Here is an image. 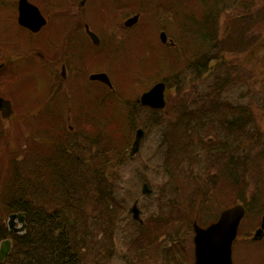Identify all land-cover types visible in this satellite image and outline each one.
<instances>
[{
    "label": "trees",
    "instance_id": "1",
    "mask_svg": "<svg viewBox=\"0 0 264 264\" xmlns=\"http://www.w3.org/2000/svg\"><path fill=\"white\" fill-rule=\"evenodd\" d=\"M196 1L202 6L199 16L187 9L182 13L173 10L180 28L175 50L160 41L140 44L141 55L157 46L170 50V55L166 51L168 56L155 59L159 63L158 73L165 69L169 73L159 75L156 80L166 82L168 90H175L168 98V105L173 103L174 118L165 127V120H161L164 111L142 106L141 96L130 107L152 113L147 129L154 125L165 127L161 142L166 145V167L162 170L171 184L169 190L168 181L161 187L157 199L147 196L148 206L142 210L146 218L144 225H139L133 216L139 232L132 243L139 254H148L155 247L157 258L171 264H193V223L197 215L200 217L211 206L213 188L204 189L203 173L198 171L202 159L217 155L211 166L220 167V181L230 189L235 183V172L240 183L239 174L249 171V156H237V150L249 139L248 128L255 118L248 112V105L228 99L231 90L242 80H238L236 69L226 62L225 52H238L243 46L248 49L253 45V56L257 57L264 50L262 34L257 35V22L253 21L254 1L251 4L242 0ZM104 9L111 14L108 5ZM229 9L234 12L227 29L221 33L220 18ZM8 83L9 80H4L1 85ZM95 100L63 107L73 110V131L67 126L66 116H60V130L44 134L42 141L30 138L29 145L10 158V175L0 179L7 186L0 189L3 191L0 208L5 210L0 209V241L12 238L14 245L0 264H105V248L114 242L113 226L117 225L127 201L119 196L120 187L113 184L117 176H108L107 170L121 168L126 163L131 139L126 142L125 132H134L137 124L129 120L122 125L118 120L123 98L117 88L101 86ZM56 108L62 107L56 104ZM46 122V126L55 125L52 119ZM105 125L109 134L104 131ZM210 137L213 140L207 141ZM235 150L233 158L231 153ZM219 175L213 176L212 184L217 183ZM178 180L190 185L191 191L178 188ZM184 196L189 197L188 203L182 202ZM244 196V188L237 184L232 197L243 199ZM15 212L27 215L29 227L23 234L14 233L5 224L7 216ZM130 213L133 214L131 209ZM218 216L211 220L201 216L199 222L206 226ZM100 233L111 240L100 241ZM156 243L158 246H154ZM168 244L175 245L174 255L170 254L173 249Z\"/></svg>",
    "mask_w": 264,
    "mask_h": 264
},
{
    "label": "rangeland",
    "instance_id": "2",
    "mask_svg": "<svg viewBox=\"0 0 264 264\" xmlns=\"http://www.w3.org/2000/svg\"><path fill=\"white\" fill-rule=\"evenodd\" d=\"M242 1L250 4L254 1L253 21L257 22L255 29H257V35L262 34L261 38L264 40V0ZM94 5L95 8H98L96 14H98L104 21H110L113 18L108 12V9H105V11H102V14H99L98 12L101 11L100 8H102V6L98 3H95ZM153 6H159L161 9L159 15L149 14V5H140L134 1L130 3L127 9H125L126 14H132V11L141 7L145 8L147 13H144L142 16L141 24L128 32V36L126 35L127 40L119 53L122 63L119 66L113 65V67H110L109 69L113 79L112 82L114 88L118 89L119 94L123 98V105H121V109L118 110V114H120L118 120L122 125L127 121L128 124L129 120L132 121V123L137 124L135 129L146 126L150 121L152 113L149 111L140 112L136 110L134 106L133 110H131L130 107H132L135 99L145 90L152 87L156 82L161 81V79L156 80L159 75L169 74L166 69L162 74L158 73L159 63L158 61L155 62V59L157 60L164 57V55L166 56V51H168V55H170V50L168 49H174V47L162 49L157 46L154 50H150L148 53L146 52L141 55V41H145L146 45L148 43H156L155 41L161 42L160 31L162 30L167 31L170 40L174 39L175 42L179 41L180 28L178 19L174 20L173 10H178L182 13L187 9L194 16H199L200 11L202 10V6L198 4L196 0H166V3L163 6H161V4H155ZM242 8H244V6ZM166 11L170 15V17H167L169 20L160 17L165 15ZM169 11L172 12V15ZM233 12L234 10L229 9L222 13L220 18L221 33L227 29L228 20ZM93 19L94 22H96L97 19ZM143 45L145 46V44ZM192 47H194V45ZM253 47L254 46L252 45V47L250 46L247 49L246 46H243L238 52H225L226 62L228 65H231L236 69L235 73L238 76V80H242L241 84H238L231 90L232 92L229 94L228 99H230L231 102H240L248 105L250 109L248 112L255 118V122L248 128L250 134L249 139L242 145L241 150H237V156L242 155L245 157V155H248L249 172L255 175L260 174L264 178V50H262L257 57H254V53L252 52ZM142 56L145 57L143 60H141ZM212 64H214V62ZM162 66L165 65L163 64ZM33 69L39 72L37 68ZM27 76L38 77V74H34V72L30 70L25 77L20 76L17 80H9L10 84L8 83L6 85V95L13 99L16 106L15 109L17 110L14 113L15 115L13 114L9 118H3L0 115V170H2L0 179L9 177L10 174L8 173V169L10 168V158L29 145L28 140L30 139V136L35 134L37 130H60V119L55 121L52 116H43L41 113H38V110L45 106L43 97L45 96L46 80H26ZM84 82L87 84L78 81L71 86V89L68 88V94H66L62 100H58V104L63 108L68 106L69 103H72V105L73 103L74 105H79V103L85 102L94 103L100 87H98V84L92 83L91 80H84ZM174 92L175 90H167L166 94L168 95V98L170 94L174 95ZM171 107H173V103H170L166 108L168 112L164 110L165 113H162L163 116L161 117V120H165V127L168 124V120L174 118L171 116ZM106 113H108V111ZM114 116L116 117L115 114ZM67 117L68 116L65 117L66 120ZM155 117L156 115L152 117V121ZM49 119H52L55 123L54 126H46V121ZM70 124H74L73 118L67 122V125ZM107 126L108 125H105L104 131L106 134H109L108 132L110 130ZM154 126L155 127L146 129L147 134L141 141V148L139 147V151L135 153H130L131 157L126 160V163L121 168H108L107 170L108 176H117V178L114 179L115 182H112L114 185L117 184L120 187L119 196L124 200L127 199V201L124 211L118 216L119 220L117 225L115 227L113 226L114 238L112 240H114V242L111 245L109 244L108 248H105L107 250L105 264H129V259L138 257V252L136 251L137 248H135L136 245L133 244L132 241L137 237L139 229L136 228L138 227L137 224L133 222V214L130 213V209L136 202L135 206L138 203L137 207H140L143 210V207L149 203V198H147V196L153 195V198L157 199L161 192V187L167 184V181L168 185L166 189L169 190L171 188L168 179L169 177L167 173L162 170V168L166 167V156L164 155L166 145L165 142H161V133L165 127L159 128L156 125ZM121 131H124L122 127ZM135 131L131 133L125 132V140L128 138L129 140L131 139V145L135 139ZM61 134L62 130L58 135L61 137ZM209 139L207 138V141H209ZM131 145L130 147H132ZM214 159H217V155H215L213 159L204 157L199 164L198 171L199 173H203L201 184L205 190H211L213 188V197L209 198L211 206L203 210V212L200 213V217L198 215V220L201 216H203L204 220H211V218L220 214L222 209L238 203V200L232 197L230 187L226 186L223 181L221 183V177L219 175L221 172L220 167L216 168L214 165L211 166V162ZM215 174L219 175V177L217 183L212 184L214 181L213 176ZM146 182L152 189V193L149 189V192L143 191V184ZM177 187L185 190L187 193L191 191V186L180 180L177 181ZM2 188L7 189V186L0 183V189L2 190ZM0 193L3 194V191ZM246 198H248V195ZM182 202L188 203L189 197L184 196ZM0 209L2 210V208ZM2 211L5 212V210ZM50 211L53 212L54 208H51ZM142 218L146 220L143 216ZM135 219L136 222L139 221L137 218ZM199 221H201V219ZM8 222L9 216H7L5 221L7 226ZM105 224L106 223H104V225ZM20 226H22V224L17 221L15 227ZM28 227L29 224L26 230H28ZM25 231H20V233ZM103 237L104 233H100V241L103 240L104 242H108L111 240V238ZM172 245L173 244H168L169 249L174 248L175 245ZM154 246H158V243ZM174 249L170 252L171 255L175 254ZM146 253L152 254L157 258V250L155 247L153 250L147 251ZM127 257L128 262L126 261ZM162 263L163 260L161 258L157 260V264ZM146 264H150V261H147Z\"/></svg>",
    "mask_w": 264,
    "mask_h": 264
},
{
    "label": "flooded vegetation",
    "instance_id": "3",
    "mask_svg": "<svg viewBox=\"0 0 264 264\" xmlns=\"http://www.w3.org/2000/svg\"><path fill=\"white\" fill-rule=\"evenodd\" d=\"M27 1L37 7L38 12L32 13L29 6L23 9L25 0H0V96L11 100L15 113L17 110L15 103L9 96L7 97V87L1 84L4 80L25 77L32 70L38 77L27 76L26 80H46L43 97L45 106L39 109L38 113L52 116L55 121L60 116H68L67 122L74 115L73 110L56 108L58 100H62L68 94V88L71 89L78 81L85 83L84 80H91L100 88L109 87L99 79H93V76L107 73L110 80H113L109 69L122 63L119 53L127 40L126 35L141 24L142 16L147 13V10L141 7L132 11V14H126L125 9L134 1L140 5H149V14L159 15L160 5L156 7L153 5L163 6L166 3V0ZM95 3L102 6L99 14L105 10V5L110 7L113 17L111 22L104 21L96 14L98 8H95ZM23 12H31L32 22L34 21L32 26L24 23V18H21ZM168 15L166 11L165 15L160 17L169 20ZM93 18L98 21L94 22ZM163 32L167 40L161 41V44L165 47H176L175 40H170L166 30L160 31V37ZM33 68H37L39 72ZM87 112L93 114L92 110ZM1 113L0 111V115ZM67 126L72 131L75 129L71 124ZM142 129L145 131L144 139L147 128L144 126ZM55 132L37 130V134L31 135L30 138L42 141L44 134ZM231 154L233 158L234 155L236 157V150ZM239 176L240 183L237 182L238 174L235 172L233 178L235 183L230 191L233 194L236 185H242L245 196L243 199L237 198L236 205H242L245 213L233 243V264H264V178L249 171L240 173ZM140 212L141 219L137 222L144 225L146 220L142 218L144 213L141 208ZM157 260L159 258L152 254L138 253V257L129 259V264H146L147 261H150V264H157ZM194 262L195 257L193 264ZM162 264L171 263L163 261Z\"/></svg>",
    "mask_w": 264,
    "mask_h": 264
},
{
    "label": "water",
    "instance_id": "4",
    "mask_svg": "<svg viewBox=\"0 0 264 264\" xmlns=\"http://www.w3.org/2000/svg\"><path fill=\"white\" fill-rule=\"evenodd\" d=\"M31 7V12H38L37 7L33 6L25 0L22 6ZM33 8V9H32ZM31 12H23L21 18H24V23L32 26ZM162 40H167L166 34H161ZM93 79H99L106 83L111 88L113 87L112 81L107 73L97 74ZM167 86L164 81L155 83L149 90L144 92L141 96V102L145 106H150L155 109H164L167 105L166 100ZM0 110L3 112V117L8 118L13 114L12 102L0 96ZM145 131L139 128L136 132V138L133 142L132 153L139 150L141 141L144 137ZM211 141V139H210ZM146 189V190H145ZM151 192L147 184L144 185L143 191ZM135 218H140V210L134 205L132 208ZM245 209L242 205L238 204L224 209L219 218L206 227L199 225L197 221L194 223V244H195V262L194 264H233V243L237 237L239 224L243 218ZM18 220L23 224L22 227L14 228L15 222ZM10 228L15 232L25 231L26 215L24 212L14 213L9 216ZM12 241L6 240L1 244L0 248V262H3L8 253L11 251Z\"/></svg>",
    "mask_w": 264,
    "mask_h": 264
}]
</instances>
